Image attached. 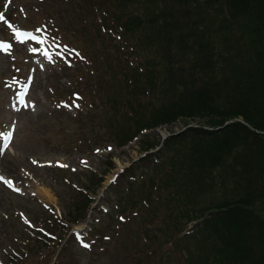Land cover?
Here are the masks:
<instances>
[{"label":"trees","instance_id":"1","mask_svg":"<svg viewBox=\"0 0 264 264\" xmlns=\"http://www.w3.org/2000/svg\"><path fill=\"white\" fill-rule=\"evenodd\" d=\"M73 7L74 16L70 9L60 16L88 36L73 46L86 55L99 41L105 71L95 88L110 83L114 96L105 100L132 128L120 130L118 146L179 116L205 120L145 146L153 150L146 157L159 159L119 200L122 214L124 204L139 214L122 215L134 218L140 242L123 264H264V0H79ZM90 174L88 186L69 193L62 219L46 218L52 238L29 242L4 264H51L64 240L74 242L70 231L94 202L87 189L104 180Z\"/></svg>","mask_w":264,"mask_h":264},{"label":"rangeland","instance_id":"2","mask_svg":"<svg viewBox=\"0 0 264 264\" xmlns=\"http://www.w3.org/2000/svg\"><path fill=\"white\" fill-rule=\"evenodd\" d=\"M40 1L0 0V43L10 45L7 51L0 50V133H11L10 142L0 137V175L13 184L0 181V263L27 251L31 241L52 238L46 218L62 219L69 193L88 186L90 172L96 171L104 180L101 188L87 189L96 200L91 216L75 225L74 242L63 241L55 264H123L127 252L140 242L132 232L134 218L120 215L139 214L133 213L131 204H124L127 214H122L119 200L131 181L152 173L153 162L159 159L143 156L145 146L173 133L183 135L185 128L203 126L205 120L179 116L118 146L120 130L126 131L130 123L115 117L108 106L105 99L115 92L110 83L104 91L95 88L105 71L102 47L96 40L97 51L90 47L86 55L79 53L73 43L83 44L88 36L75 31L69 17L60 16L69 9L74 16L79 0ZM22 31L30 36L17 39L16 33ZM105 78L110 82L109 75ZM126 167L107 192L106 185ZM46 193L48 199L43 197ZM194 225L193 230L201 223Z\"/></svg>","mask_w":264,"mask_h":264},{"label":"snow or ice","instance_id":"3","mask_svg":"<svg viewBox=\"0 0 264 264\" xmlns=\"http://www.w3.org/2000/svg\"><path fill=\"white\" fill-rule=\"evenodd\" d=\"M0 19H3L2 15H0ZM29 36H30V34H27V33H20V32L16 33L17 39L27 38ZM31 38L35 39V37H31ZM9 48H10V45L0 43V50L7 51ZM77 107H79V105H77ZM0 137H2L5 141L10 142L11 133H7L6 135L3 133H0ZM7 146H8V143L7 142L4 143L3 147L7 148ZM0 154H2V152H0ZM34 163H35V161H34ZM61 166L66 167V165H61ZM0 181H3L4 183L8 184L10 187L13 186L12 181L10 179H6L3 175H0ZM15 190L19 191V189H15ZM83 246L86 248L89 247L88 244H83Z\"/></svg>","mask_w":264,"mask_h":264},{"label":"bare ground","instance_id":"4","mask_svg":"<svg viewBox=\"0 0 264 264\" xmlns=\"http://www.w3.org/2000/svg\"><path fill=\"white\" fill-rule=\"evenodd\" d=\"M43 197L48 199V197H50V195L48 193H46V194H43Z\"/></svg>","mask_w":264,"mask_h":264}]
</instances>
